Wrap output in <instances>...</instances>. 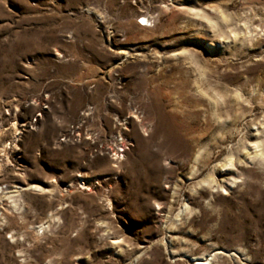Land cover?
I'll use <instances>...</instances> for the list:
<instances>
[{
  "label": "rangeland",
  "instance_id": "obj_1",
  "mask_svg": "<svg viewBox=\"0 0 264 264\" xmlns=\"http://www.w3.org/2000/svg\"><path fill=\"white\" fill-rule=\"evenodd\" d=\"M140 1L0 0V264H264V0Z\"/></svg>",
  "mask_w": 264,
  "mask_h": 264
},
{
  "label": "bare ground",
  "instance_id": "obj_2",
  "mask_svg": "<svg viewBox=\"0 0 264 264\" xmlns=\"http://www.w3.org/2000/svg\"><path fill=\"white\" fill-rule=\"evenodd\" d=\"M140 1V0H139ZM141 2V5H142V9H152V8H150L149 6H144V3L142 2V1H140ZM147 10V11H148ZM151 12V11H150ZM142 14L140 15V17L141 18H139V19H141L142 21H143V24H141L142 26H148V25H150V26H152V24L154 23V21H153V17H152V14L153 13H151V15H149V16H147L144 12H141ZM145 23V24H144ZM58 55V57L59 56H61L59 53L57 54ZM28 124V123H27ZM75 128V126L73 127V128H71L70 130H68V132L69 133H66V134H63V138H64V141L65 140H67V141H72V138L74 139V140H76V135H75V133L77 134V136H78V138H79V136H80V134H79V132H73L72 130ZM76 131V130H75ZM91 135V134H90ZM119 137H123L122 135H117V137H115V138H110V140H109V143H108V146H107V149L108 148H110L112 151H115L117 148H119V146L120 147H124L125 145H126V143L125 142H128L126 139H125V137H124V139H123V141L122 142H120L119 141ZM91 138L93 139V137L91 136ZM14 146H16V145H14ZM92 148V147H91ZM95 148V147H94ZM11 149V148H10ZM13 149V148H12ZM93 149V148H92ZM117 154H118V152H116V154H115V156H117ZM118 156H119V154H118ZM80 177V176H79ZM78 177V178H79ZM79 185L81 184V186H85V182L84 181H79V183H78ZM72 184H70V186H71ZM69 187V186H68ZM66 189V188H65ZM67 190V189H66ZM90 190V189H89ZM91 191V190H90ZM199 264H207L206 263V261H203V260H201L200 262H199Z\"/></svg>",
  "mask_w": 264,
  "mask_h": 264
},
{
  "label": "built area",
  "instance_id": "obj_3",
  "mask_svg": "<svg viewBox=\"0 0 264 264\" xmlns=\"http://www.w3.org/2000/svg\"><path fill=\"white\" fill-rule=\"evenodd\" d=\"M141 24H143V22ZM63 140H64V138H63ZM124 147H121V148L119 147L120 149L117 148L115 151H112L110 148H108L107 150H110L114 157L119 158L118 154L121 156V152H123L121 149L124 148ZM116 152H118L117 156H115Z\"/></svg>",
  "mask_w": 264,
  "mask_h": 264
}]
</instances>
